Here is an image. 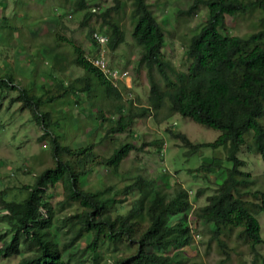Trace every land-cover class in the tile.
<instances>
[{"label":"trees","instance_id":"obj_1","mask_svg":"<svg viewBox=\"0 0 264 264\" xmlns=\"http://www.w3.org/2000/svg\"><path fill=\"white\" fill-rule=\"evenodd\" d=\"M129 1L127 6L124 0H113L112 5L96 15L101 21L100 28L105 29L104 33L108 35V47L113 48L123 42V20L130 18L132 37L140 48L138 64L145 68L148 75V99L156 109L154 112L160 113L163 119L178 113L218 130L220 134L209 143H193L182 133L173 136L180 139L193 154L202 147L213 150L224 148L225 163L229 166L218 169V173L206 169L203 164L197 169L202 176L210 174L203 178L209 180L213 177L216 182L219 179V183L215 192L207 196L206 204L194 209L186 191H169L166 177L159 182L137 173L126 178L117 191L113 184L105 185L98 175L94 176L97 182L93 188H89V184L83 186L81 182L84 180L85 183L88 171L94 173L97 167H103L110 175L117 174L122 161L131 151H141L142 144L117 142L108 153H99L93 144L86 142L76 147L61 145L53 129L50 109L42 108L43 102L55 94L58 98L60 92L57 89L54 93L44 90V96L40 97L33 93L31 87L17 82L12 73L0 75V96L3 90L17 91L19 110L28 111L43 130L38 139L45 142V138L50 136L52 160V164L45 165L35 175L32 184L21 187L26 194L23 200L1 201V210L6 214L3 218L12 225L8 230L11 231L10 238L1 236L0 258L21 254L20 248L24 245L30 253L22 256L18 264H70L67 260H74L75 256L65 253L78 239L90 237L87 248L91 253L99 243L135 246L134 250L116 258L115 264H199L201 257L188 221L194 217L203 220L209 227L207 231L212 234L211 239L220 235H225L226 239L231 236L241 239L256 264L259 256L255 247L263 239L254 215L264 211V187L256 185L257 179L242 170L245 163L236 154L245 144V136L250 134L253 149L264 161V0H195L188 13L200 3L206 6L207 15L199 31L190 38L187 47L190 64L185 72L176 69L161 53L163 30L150 5L146 0ZM59 2L58 10L63 14L86 9L83 25H89V20L96 13L87 8L88 0ZM255 8L263 12V27L243 36L231 35L225 16L250 12ZM0 14V42L5 43L6 38L11 40L13 35L15 37L20 26L17 29L5 27L6 15L3 10ZM50 19H44L46 26ZM55 19L58 21L61 16ZM39 26L42 25L37 28ZM91 30H94V25H91ZM51 36L54 46L47 51L48 57H54L56 61V55L62 53L61 49H65L66 53L72 51L71 63L83 71L82 78H76L71 83L74 92L66 87L61 95L73 96L74 102L78 103L79 91L89 93L92 86L89 87L88 82L93 81L95 87L97 83L103 100L108 99L112 111L117 114L107 133L125 131L135 115L148 111V108L135 111L131 106L122 111L120 93L103 73L85 60L83 49L71 45V49L67 50L70 42L65 37L59 33ZM56 81L57 85L53 88L59 89V78ZM99 117L103 120L104 114L99 112ZM95 119L97 121L98 118ZM216 157L213 154L212 158ZM57 184L62 188L57 211L74 207L62 220L54 218L53 206L43 199L45 191ZM135 190L137 196L128 211L112 215L110 210L114 207L115 197L129 195ZM53 221L57 231L69 230L70 234H65L63 244L58 242L52 231ZM226 239L219 240L221 252L218 264L226 263L231 256V251L225 248L226 242H230ZM190 247L195 248L192 256L187 254ZM236 251L242 258V253Z\"/></svg>","mask_w":264,"mask_h":264},{"label":"rangeland","instance_id":"obj_2","mask_svg":"<svg viewBox=\"0 0 264 264\" xmlns=\"http://www.w3.org/2000/svg\"><path fill=\"white\" fill-rule=\"evenodd\" d=\"M124 1L127 6L130 5L129 0ZM148 1L157 21L162 24L165 40L161 48L162 54L176 69L182 72L186 71L189 65V57L186 51L187 44L190 36L197 33L205 22L206 6L199 3L196 10L188 15L187 10L195 0ZM59 3V0H39V2L37 0H0V13L3 10L7 18L4 26H11L13 29L20 26L15 33V37L13 35L11 40L6 38L5 43L0 42V75L12 73L17 82L20 81V84L25 87H31L33 93L40 97L44 96V90L54 93L57 89L58 93L60 92L58 98H55V94L53 95L55 99L51 98L43 102L42 108L50 109L53 129L61 145L76 147L87 142L93 144L94 149L96 148L97 151L102 150V152L108 153L117 142H124L132 138H136L139 143H149L147 147L151 153H147L145 147L142 152L131 151L120 164L117 174L110 175L103 167H97L94 173L91 170L88 171L85 183L82 180L81 185L89 184L91 185L89 188H93L97 182L94 176L98 177L100 175L99 178L103 179L105 185L113 184L118 191L124 185L126 178L142 173L159 182L166 177L169 191L174 190V193L186 191L193 209L205 205L207 196L217 189V182L213 177L209 180L203 178L205 175L209 177L210 174L201 172L205 175L197 176L196 174L195 176L189 170L203 164L210 171L218 173V169L229 166L225 163V150L224 148L212 150L211 148L202 147L197 154H193L183 146L180 140L168 134L167 126L174 131L184 132L195 143L212 142L220 132L179 114H174L167 120L162 119L160 113L155 114V118L153 114H146L138 116L132 124L131 129L136 132L137 137H131L129 132H124L109 135L100 144L99 138L105 134L107 127L111 126L109 119L106 123L101 124L93 116V108L104 104L100 86L97 83L96 87L93 86L94 82L91 81L92 87L89 90L91 106L82 94L78 97L80 104L74 102L73 96L61 95L64 89L53 88L57 85L56 79L60 76L63 85L68 86L71 80L82 77L83 73L80 68L70 65L71 56L70 59L65 56L62 57V55H60L61 58L56 56L55 63L57 65H54L50 60L54 57H48L47 51L54 46V39L50 40L53 33H59L83 50L91 51L93 46H91V40L88 37L92 31L91 25H94V30L100 32H104L105 29L100 28L101 21L96 17L99 13H95L91 17L89 25H83L82 20L86 9L63 14L58 10ZM112 4L113 0H88L87 8L99 12ZM96 6H99L100 9H97ZM1 15L0 18H2ZM238 15L234 18L226 16L227 30L231 35L243 36L263 27L261 21L263 12L258 8L251 12L238 13ZM58 16H61V19L57 21L55 18ZM49 18H51L50 23H47L46 26L44 19ZM38 25L42 26L37 28ZM45 28L48 30V34ZM122 28L124 31L123 42L118 46L108 48L105 51V56H107L111 66H124L128 69L132 80L130 90L133 96L137 98V103L150 107L151 105L147 100L150 82L145 68L137 64L140 50L132 37L130 18L125 17ZM69 49H71V46ZM61 51L65 52V50ZM59 62L60 65L58 66ZM66 65L70 66L67 67ZM64 73L68 75L66 78L70 80H64ZM2 95L0 96V240L2 239L1 236L10 238L11 231L8 230L11 229L12 225L11 222L8 223L3 218L6 214L2 211L3 204L1 201L23 200L26 194L21 190V187L32 184L35 175L45 165L52 164L50 136L45 138V142L38 139L43 130L33 120L28 111L19 110V102L16 100L17 91L3 90ZM150 108L155 111L152 106ZM98 120H100V117ZM91 129H94L96 133L90 132ZM159 140L161 141L159 145L162 154L156 152L157 146L150 145ZM44 143H46L45 147ZM246 145L250 146L251 150L243 146L236 154L245 162L242 170L250 173L257 179L256 182L260 181L256 185L261 184L264 187V161L259 153L254 152L250 136H246ZM213 154L217 157L212 158ZM61 193L62 188L60 184H57L49 187L43 196V199L50 206H53L54 218L60 220L74 210V207H72L71 209L65 208L57 211L56 205L62 199ZM136 196V190L126 196L118 195V197H115L114 207L110 210V213L112 215L126 213L130 203ZM255 217L260 223V234L263 239V243L257 246L259 260L256 261V264H264V211L259 212ZM188 221L191 226L190 231L193 241L198 246V255L201 257V262L198 260L199 264H218L220 254L214 244L215 241L209 242L210 247H206L209 227L203 220H197L194 217H190ZM53 222L51 225L52 231L58 242L63 244L65 234H70L68 233L69 230L64 229L63 232H59L56 230V222ZM226 240L232 242H226L227 247H225L227 251H231V256L224 264H255V261L252 262V253L241 239L231 236ZM89 241L90 237L80 238L65 253V255L72 254L71 256H75L74 260L70 258L67 260L70 264H115V259L121 256L122 253L130 252L135 248L134 245L128 246L126 243H99L97 249L91 253L87 248ZM1 244L2 241H0V246ZM20 249L21 254L0 258V264H18L22 256L30 253L24 245ZM236 250L242 253V258ZM194 251L195 248L190 247L187 254L192 256Z\"/></svg>","mask_w":264,"mask_h":264},{"label":"clouds","instance_id":"obj_3","mask_svg":"<svg viewBox=\"0 0 264 264\" xmlns=\"http://www.w3.org/2000/svg\"><path fill=\"white\" fill-rule=\"evenodd\" d=\"M31 1V0H30ZM39 2V1H38ZM146 2L150 5V2L148 1V0H146ZM193 5V4H192ZM191 5V6H192ZM99 7V6H98ZM97 7V9H100V7L98 8ZM150 7H151V5H150ZM190 8V7H189ZM189 8H188V10H189ZM197 8V7H196ZM196 8L191 12V13H193L195 10H196ZM151 10H152V8H151ZM188 10H187V14L188 15H190L191 13H188ZM96 11V10H95ZM62 12V11H61ZM152 12H153V10H152ZM251 12V11H250ZM96 13H99V12H96ZM154 14V13H153ZM155 16V15H154ZM226 16H232L233 18L235 17V16H239L238 14H236V15H229V14H227ZM226 16H225V19H226ZM157 20V19H156ZM158 23L162 26V24L158 21ZM162 30H163V28H162ZM254 32V31H253ZM230 33V32H229ZM196 33H194V34H192L191 36H190V38L193 36V35H195ZM89 38H90V40H91V38H92V40L94 41V44L92 43V40H91V46H93V48H92V50L91 51H87V50H83L84 51V58H85V60L91 65V66H93V67H95V68H97L101 73H103L104 75H105V77L109 80V82H110V84L120 93V95H121V101H120V103H119V105L120 106H122V111H124L125 109H127L128 107H133L134 108V110L136 111V110H138V109H141V108H148V111H144V112H141V113H138L137 115H135L134 116V118H133V121H132V123H131V125L125 130V131H123V132H121V133H124V132H129L130 133V135H131V137H137V134H136V132H133V130L131 129L132 128V124H133V122H134V120L138 117V116H142V115H146V114H149V115H152L153 114V116H154V118H155V112L149 107V106H146V105H140V104H138L137 103V98L136 97H134L133 96V93L131 92V83H132V80H131V76H130V72L128 71V69L127 68H125L124 66H111L110 64H109V62H108V58H107V56H105V51H107V49L109 48L108 47V35H106L104 32H100V31H97V30H92L91 31V36L89 35L88 36ZM163 37H164V35H163ZM66 41H69L70 43H68L69 45H67V46H71V45H75V46H78V45H76V44H74L71 40H67L66 39ZM165 41V40H164ZM190 41V40H189ZM135 43V42H134ZM190 43V42H189ZM188 43V44H189ZM188 44H187V47H188ZM164 45V44H163ZM80 47V46H79ZM138 49L140 50V48L138 47ZM61 50H65V49H61ZM68 50V49H67ZM187 51V50H186ZM161 53H162V51H161ZM68 54V55H67ZM60 55H62V57H63V55L64 56H66L68 59L70 58V56H71V58H72V54L70 55V53H66V50H65V52H62ZM60 55H56V56H59V58H61V56ZM140 57V56H139ZM51 60V62L54 64V65H57L56 63H55V60L54 59H50ZM137 64H138V60H137ZM189 64H190V60H189ZM60 65V62H59V64H58V66ZM70 65H73L72 63L70 64ZM70 65H66L67 67L68 66H70ZM139 65V64H138ZM76 66V65H75ZM189 66V65H188ZM77 67V66H76ZM78 68H80V67H78ZM81 69V68H80ZM82 70V69H81ZM185 72V71H184ZM82 73H83V71H82ZM63 75H65L64 76V80L65 81H68V80H70L69 78H66V76H68L66 73H64ZM83 76V75H82ZM59 78V83H58V86H59V89H65L66 87H68L69 88V90H72L71 89V83H72V81L73 80H71L70 81V84L68 85V86H64L63 85V82H62V80H61V77L59 76L58 77ZM57 78V79H58ZM82 77H80V78H77V79H81ZM76 79V78H75ZM89 83V87H91V83H90V81L88 82ZM56 86V85H55ZM80 94H82L83 96H84V99L86 100V101H88L89 102V99H90V94L89 93H81L80 91H79V95ZM149 94H150V88H149V92H148V97H149ZM102 97V96H101ZM102 100H103V98H102ZM147 100H148V102H149V99L147 98ZM77 102H78V104H80V102H79V100H77ZM103 102H104V104H103V106H101V105H97V106H95L94 108H93V116H94V118L95 117H97L98 119H99V112H102L103 114H104V119L102 120L101 118H100V120H98L97 119V121H98V123H101V124H104V123H106V121L109 119L110 121H111V125H112V123H113V121H115V119L117 118V114H116V112H113L112 111V108L110 107V104H109V100L108 99H105V100H103ZM150 103V102H149ZM77 104V103H76ZM89 104H90V106H91V103L89 102ZM152 108H155L154 106H152ZM156 110V109H155ZM134 113V112H133ZM132 113V114H133ZM114 114V115H113ZM175 114H178V113H175ZM174 115V114H173ZM180 115V114H179ZM106 116H108V117H106ZM180 116H182V115H180ZM171 117V116H170ZM169 117V118H170ZM182 117H184V116H182ZM169 118H167V119H169ZM188 118H190V117H188ZM163 119V118H162ZM167 119H165V120H167ZM191 119V118H190ZM193 120V119H192ZM194 121V120H193ZM263 121H264V118H263ZM195 122V121H194ZM197 123V122H196ZM199 124V123H198ZM207 127V126H206ZM110 128V127H109ZM108 127H107V129H106V131H105V134L103 135V136H101L100 138H99V143L101 144L103 141H104V139L106 138V137H109V135H114V134H121V133H107V130L109 129ZM210 128V127H209ZM92 130V129H91ZM91 130H90V132H91ZM167 132H168V134L171 136V137H173V138H175V139H178V138H176V137H174L173 136V134H177V133H182V134H185L184 132H181V131H179V130H176V131H174V130H172L171 129V127H169V126H167ZM96 133V132H95ZM186 135V134H185ZM246 136H250L251 137V135L250 134H248V135H246ZM246 136H245V144L244 145H242L241 147H240V149L238 150V151H240L241 149H242V147L243 146H245L246 148H249L250 149V146H248V145H246ZM186 137H187V135H186ZM163 138V140H164V136L162 137ZM188 138V137H187ZM189 139V138H188ZM216 139V138H215ZM214 139V140H215ZM178 140H180V139H178ZM190 140V139H189ZM251 140H252V138H251ZM127 141H129V142H132V143H135L136 145H141L142 144V147L144 148H146L147 149V153H151L150 151H148V145H149V143H147V142H141V143H139L137 140H136V138H132V139H130V140H127ZM191 141V140H190ZM191 142H193V141H191ZM87 143V142H86ZM159 143H161V141L159 140V141H155L154 143H151L150 145L151 146H157V150H156V152L157 153H160V151L162 150L161 148H160V145H159ZM193 143H195V142H193ZM183 144V143H182ZM197 144V143H196ZM198 144H200V143H198ZM252 144H253V141H252ZM184 146V145H183ZM185 147V146H184ZM253 147V146H252ZM185 148H187V147H185ZM204 148H207V147H204ZM96 149V148H95ZM188 149V148H187ZM200 150V149H199ZM198 150V151H199ZM213 150V149H212ZM251 150V149H250ZM255 150V149H254ZM133 151H136V150H133ZM143 151V149L141 150V151H137V152H142ZM99 153H101L102 152V150H99L98 151ZM255 153H257L256 151H254ZM160 154H162V153H160ZM195 154H197V153H195ZM258 154V153H257ZM225 155H226V153H225ZM260 155V154H259ZM261 157V156H260ZM239 158V157H238ZM240 159H242V158H240ZM262 159V158H261ZM243 160V159H242ZM263 160V159H262ZM245 163V162H244ZM202 164H200L199 166H197V168H195V169H190L189 171H190V173H194L195 174V176H196V174H197V176L199 175L200 176V174L199 173H197V169H199V167L201 166ZM244 166H245V164H244ZM243 166V167H244ZM228 167V166H227ZM243 167H242V169H243ZM207 169V168H206ZM244 171V170H243ZM200 172V171H199ZM248 173V172H247ZM250 174V173H249ZM251 175V174H250ZM202 176V175H201ZM252 176V175H251ZM218 183H219V179H218V181H217ZM258 182H260V181H258ZM258 182H256V183H258ZM256 214H258V213H256ZM255 214V215H256ZM255 215H254V217H255ZM256 218V217H255ZM256 220H257V222H258V224H259V227H260V223H259V221H258V219L256 218ZM211 236H212V234L210 233V232H208V238L210 239H207V244L206 245H208V246H206V247H210L209 246V242H214V244H215V246H216V248H217V250H218V252H220V250H219V240L220 239H225V235H220L219 236V238L218 237H213L212 239H211ZM260 236H261V234H260ZM262 237V236H261ZM230 243H232V242H230ZM263 243V242H262ZM262 243H260V244H262ZM260 244H258V245H260ZM196 245V244H195ZM257 245V246H258ZM257 246L255 247V249H256V251L258 252V249H257ZM196 247L198 248V246L196 245ZM253 256V255H252ZM259 256V255H258ZM252 262H253V260H252Z\"/></svg>","mask_w":264,"mask_h":264}]
</instances>
